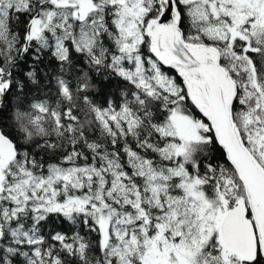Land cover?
Returning a JSON list of instances; mask_svg holds the SVG:
<instances>
[{
  "label": "snow or ice",
  "instance_id": "obj_1",
  "mask_svg": "<svg viewBox=\"0 0 264 264\" xmlns=\"http://www.w3.org/2000/svg\"><path fill=\"white\" fill-rule=\"evenodd\" d=\"M0 264H264V0H0Z\"/></svg>",
  "mask_w": 264,
  "mask_h": 264
}]
</instances>
